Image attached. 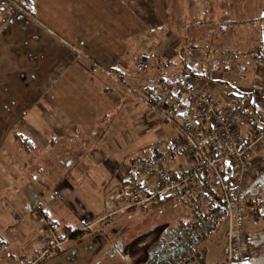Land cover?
<instances>
[{"label": "crops", "instance_id": "1", "mask_svg": "<svg viewBox=\"0 0 264 264\" xmlns=\"http://www.w3.org/2000/svg\"><path fill=\"white\" fill-rule=\"evenodd\" d=\"M34 10L47 30L62 40L61 47L57 44L49 51L56 63L47 76L55 92L54 104L51 108L43 103L47 108L40 106L36 122L28 120L33 151L24 152L14 140L1 165L9 159L12 170L24 171L27 162L37 161L42 174L54 179L47 184L49 195L42 190L44 198L34 195L33 203L57 223V234L65 235L68 229L75 238L64 246L63 254L43 264H82L83 260L94 264L100 252L77 262L79 255L73 256L69 248L89 237L81 233L87 215L94 220L107 216L104 199L115 188L116 165L128 157L147 155L155 146H167L178 136L174 128L167 134V124L160 123L139 99L149 86L128 74L132 66L149 61L150 73L169 83L180 79L182 69L198 66L204 75L195 79L215 95L220 108L244 105L254 111L260 104L256 87L264 53V0H34ZM233 93L244 97L235 107ZM63 150L66 156L59 157ZM257 211L248 226L249 249L251 263L264 264V231L251 232L258 220H264V202ZM32 214L35 220L30 221ZM32 214L25 211V223L14 235L1 227L2 240L16 248L4 251L7 258L1 249L0 264H22L19 259L42 241L45 222ZM223 226L205 244V264L220 242L226 245V255L227 221ZM125 229L118 223L112 230L118 233L117 250L128 264H141L143 257L135 259L134 245L127 251L121 245L129 234Z\"/></svg>", "mask_w": 264, "mask_h": 264}, {"label": "built area", "instance_id": "2", "mask_svg": "<svg viewBox=\"0 0 264 264\" xmlns=\"http://www.w3.org/2000/svg\"><path fill=\"white\" fill-rule=\"evenodd\" d=\"M149 71L150 64L143 59L129 72L149 86L148 93L139 99L160 122L172 126L178 136L167 146L153 147L148 155L117 164L119 186L110 192L106 207H117L118 211H112L116 215L155 199L176 197L185 203L218 184L227 204L225 263H242L248 254L246 223L255 209V197L246 193L259 170L257 162L263 160L264 164V53L256 87L260 104L254 111L244 105L225 111L215 95L195 78L188 77L172 87L162 82V75H151ZM104 73L117 80L109 71ZM225 165L230 169L226 181L221 175ZM45 235L42 249L26 256L22 264H38L65 240L51 230H46ZM192 263L195 264H186Z\"/></svg>", "mask_w": 264, "mask_h": 264}, {"label": "rangeland", "instance_id": "3", "mask_svg": "<svg viewBox=\"0 0 264 264\" xmlns=\"http://www.w3.org/2000/svg\"><path fill=\"white\" fill-rule=\"evenodd\" d=\"M20 12L12 4L0 1V250L2 249L1 254L5 258H7V253L4 251L15 249L16 246L2 240L4 233L1 231V227L4 225L5 234L9 233L14 235L18 233L22 224L24 225L25 223V211H28L30 214L34 211V195H38L43 199L45 194L42 193V190H45L48 196V192L51 191L50 182L54 180L52 177L42 174L37 161L27 162L24 171L20 168L15 169L16 172L9 166L12 165L9 159L3 161L1 165L2 157L10 156L8 149L15 142L13 138L14 133H25L26 137L30 136L32 130L27 124L29 121L36 122L34 119L36 118L37 120L38 118L40 106L45 108L46 106L43 103H46V105L53 108V96H55V92L50 87L51 83L47 82V76L54 68L51 65L54 64L55 55L53 56V52L49 51L57 44L59 47L62 46L59 45L62 40L53 31L47 30L45 23L38 18L36 10H34V14L37 19L22 17ZM150 74L157 75L155 73ZM220 86L224 88V86ZM213 90L216 91L214 88ZM46 117H49V114H46ZM160 123L166 124L164 122ZM168 125H165L164 129L167 134L171 135L175 130L172 126ZM58 139L61 142L60 138ZM62 144L65 145L66 143L62 142ZM141 145L140 142L138 148ZM159 146L162 147V145ZM112 151V147L109 146L108 153H112ZM65 154L66 152L64 150L58 152L59 157L66 156ZM132 157H128L127 159H131ZM257 163H259V170L254 174L252 181L264 168L263 160H259ZM41 164L43 165L44 163ZM48 183L50 184L47 185ZM118 186L119 180L117 178L114 187L116 188ZM110 192L107 193L106 198L111 196ZM106 201L104 199L105 208ZM172 204L158 210H147L144 207L134 210L127 209L123 212L115 213L116 215L112 213L114 210L118 211L116 206V208H110V210L106 208V214L110 217V220L104 221L105 225L102 228V223L97 221L99 217L94 220V217L87 215L88 217L84 220L88 222L83 223L82 229L90 225L91 228L88 229L90 234H100L99 232H101L107 241L102 244L99 242L100 239L98 236L91 235L89 236L91 237L90 239L87 237L84 241L71 243L69 249H72L73 256L79 255L77 262L83 258H89L93 253L100 252V256L95 259L94 264H128L129 257L127 259L128 262H126L122 254L117 250L119 244L117 245L116 235L118 233L112 232L113 228L119 223V225L124 226L127 229L125 230L129 232L121 240L123 246L132 245L133 242L139 240L134 244V255L138 261L139 257L146 255L147 250L160 237L162 230L158 227L162 226L167 220L169 221L170 227H175L178 218L183 216L184 211L187 210L184 207H177L179 206L178 202H175L176 206H172ZM118 206L122 207L121 205ZM258 208L257 201L255 200V209L251 212L252 214L246 223L247 230L251 219L255 216V212H258ZM29 220H35L33 214ZM99 227V230L96 229ZM118 230H120V227ZM121 230L123 229L121 228ZM259 230L264 231V220H258L257 226L252 228L251 232L256 233ZM227 232L228 229L225 231L226 235ZM143 235H145L144 238H139ZM40 237L42 241L38 244V248L36 247L28 255L42 249V244L46 240L45 232L40 234ZM59 238L65 239V235H59ZM68 243H65V245ZM223 244V242L219 243V249L216 248L212 259L208 261L209 264H220L219 262L223 257V261L226 259V255L223 254V248L226 245L223 246ZM23 260L25 259L21 258L18 262L21 263ZM83 261H81L82 264H84Z\"/></svg>", "mask_w": 264, "mask_h": 264}, {"label": "trees", "instance_id": "4", "mask_svg": "<svg viewBox=\"0 0 264 264\" xmlns=\"http://www.w3.org/2000/svg\"><path fill=\"white\" fill-rule=\"evenodd\" d=\"M0 1L12 4L15 8L21 11L20 13L22 17L37 19L34 14V0ZM182 70L183 72L180 73V79L175 83H169L164 79H162V82L173 87L188 77L196 78L204 75V71L198 66L191 69L186 67ZM243 98L244 97L238 96L235 93L231 94V99L236 101L234 107L239 105ZM13 137L24 152L30 153L35 148L34 143L28 137H25V134L14 133ZM221 175L225 181L230 178L229 165H225L222 168ZM263 194L264 168L252 181L246 195H253L257 201V206L259 207V205L264 202V199L262 198ZM105 200H107V198H105ZM175 202L179 203V206L177 207H184V209H187L183 213L184 217L181 216L178 220L176 219L177 224L173 228L170 227L168 220L162 226L158 227L162 230L160 237H158L151 248L147 250L145 260L142 264H186L190 261H195L196 264H205L207 257V248L205 247L206 242L213 238L227 221L225 194L220 186L215 184L208 193L192 201L182 203L176 197H168L162 200L155 199L146 205H140V207L134 206L129 210L142 207L147 208V210H158L162 207L170 206L172 203V206H176ZM40 208L39 205H35L34 214L43 219L45 225H47L45 232L46 230H51L54 234H57V223L50 218L48 213ZM100 218L103 219L104 216ZM109 220L110 217L101 220V228L105 225L104 221ZM81 233L86 234L90 232L83 228ZM66 234L72 238L75 237V234L71 233V230L69 231L67 229ZM139 238H141V236ZM55 252H61L60 248H57ZM50 257H46L43 261H47Z\"/></svg>", "mask_w": 264, "mask_h": 264}, {"label": "flooded vegetation", "instance_id": "5", "mask_svg": "<svg viewBox=\"0 0 264 264\" xmlns=\"http://www.w3.org/2000/svg\"><path fill=\"white\" fill-rule=\"evenodd\" d=\"M101 218H99V219H97V221L98 222H100L101 220H100ZM89 228H91V226L90 227H86L85 229L86 230H88ZM98 229H100V228H98ZM100 234H90V233H86V234H84V233H82V234H84V235H89V236H91V235H93V236H98L99 237V241H101V242H106L107 241V239H106V237L105 236H103L104 234L103 233H101V232H99ZM121 235V234H120ZM119 235V236H120ZM59 236V235H58ZM145 237V235L144 236H142L141 237V239L142 238H144ZM75 238V237H74ZM140 239V240H141ZM70 240H72V237L71 236H68L67 234H65V240L62 242V245L59 247L60 248V250H61V252H58V253H56L55 251L53 252V253H51L50 255H48L47 257H50L51 259L52 258H56L57 256H59V255H61V254H63V246L65 245V243H68ZM117 240V239H116ZM115 241V240H114ZM139 241V240H138ZM138 241H136V242H138ZM136 242H133V244L132 245H134ZM132 245H128V246H125L126 247V251L129 249V248H131L132 247ZM247 247H248V254H247V257H246V259H245V261L244 262H242V263H238V264H252L251 263V255H250V238L248 237L247 238ZM122 246H123V242H122ZM56 253V254H55ZM113 253H114V251H113ZM145 256L146 255H144L143 256V261L145 260ZM50 258H48V259H50ZM45 259V258H44ZM43 259V260H44ZM43 260H41L38 264H40V263H45ZM48 261V260H47ZM65 261H67V262H69V263H77V262H75V261H72V262H70L71 260H69V258L68 257H65ZM77 261V260H76ZM142 261V262H143ZM190 262H192V261H190ZM195 262V261H194ZM226 261L224 260V262L223 263H221V264H226L225 263ZM189 263V262H188ZM142 264V263H141ZM197 264H199V263H197Z\"/></svg>", "mask_w": 264, "mask_h": 264}]
</instances>
